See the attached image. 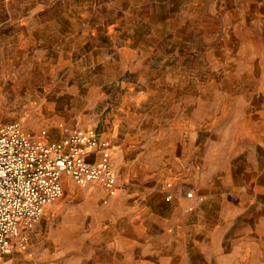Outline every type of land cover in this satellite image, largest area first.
Here are the masks:
<instances>
[{"label":"rangeland","instance_id":"374dc122","mask_svg":"<svg viewBox=\"0 0 264 264\" xmlns=\"http://www.w3.org/2000/svg\"><path fill=\"white\" fill-rule=\"evenodd\" d=\"M11 122L95 128L117 187L65 178L0 264H264V0H0Z\"/></svg>","mask_w":264,"mask_h":264},{"label":"built area","instance_id":"2783aa9c","mask_svg":"<svg viewBox=\"0 0 264 264\" xmlns=\"http://www.w3.org/2000/svg\"><path fill=\"white\" fill-rule=\"evenodd\" d=\"M98 150L99 159L90 160ZM65 178L79 185L97 182L113 195L117 179L110 142L95 128L73 129L47 141L32 137L19 123H0V255L25 248L21 230L31 228L46 205L62 195Z\"/></svg>","mask_w":264,"mask_h":264},{"label":"crops","instance_id":"0c3cea01","mask_svg":"<svg viewBox=\"0 0 264 264\" xmlns=\"http://www.w3.org/2000/svg\"><path fill=\"white\" fill-rule=\"evenodd\" d=\"M100 137L102 139H106V140H108L110 142V154H111V148H112L111 141L109 139L105 138V137H102V136H100ZM99 157H100V152L98 150V151L93 152L92 154H90L89 159L92 160V161H95V160L99 159Z\"/></svg>","mask_w":264,"mask_h":264}]
</instances>
